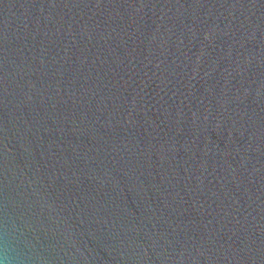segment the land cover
Segmentation results:
<instances>
[{"label": "water", "instance_id": "water-1", "mask_svg": "<svg viewBox=\"0 0 264 264\" xmlns=\"http://www.w3.org/2000/svg\"><path fill=\"white\" fill-rule=\"evenodd\" d=\"M0 264H264V0H0Z\"/></svg>", "mask_w": 264, "mask_h": 264}]
</instances>
